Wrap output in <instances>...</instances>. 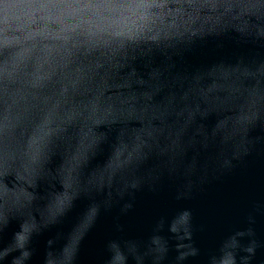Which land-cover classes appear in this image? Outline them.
I'll return each mask as SVG.
<instances>
[{
	"label": "clouds",
	"instance_id": "1",
	"mask_svg": "<svg viewBox=\"0 0 264 264\" xmlns=\"http://www.w3.org/2000/svg\"><path fill=\"white\" fill-rule=\"evenodd\" d=\"M230 34L237 43L264 47V0H0V234L20 219L10 241L0 242V264H28L33 237L81 192L111 190L124 175L125 194L143 183L136 173L154 154L174 165L188 149L207 147L206 133L185 138L175 126L177 116L181 126L203 127L213 108L235 106L232 121L215 125L217 133L231 128L234 150L219 154L215 165L231 169L248 155L260 141L251 131L264 127V59L174 71L176 57L208 39L222 47ZM170 98L180 101L175 113L167 106ZM149 114L151 119H134ZM116 125L110 158L85 175ZM196 166L193 160L189 169ZM49 181L62 190L42 224L31 209ZM254 209L264 212V204ZM97 212V206L90 210L93 217ZM254 222L226 237L208 264H252L264 247ZM191 223L184 210L168 226L180 241L177 264L199 255ZM77 244L64 250L58 264H73ZM107 252V264H165L170 248L158 229L146 245L112 241ZM54 262L50 254L44 264Z\"/></svg>",
	"mask_w": 264,
	"mask_h": 264
},
{
	"label": "water",
	"instance_id": "2",
	"mask_svg": "<svg viewBox=\"0 0 264 264\" xmlns=\"http://www.w3.org/2000/svg\"><path fill=\"white\" fill-rule=\"evenodd\" d=\"M220 43L222 47L217 46L215 39H208L197 44L175 58L174 71L191 74L220 62L235 63L241 57L264 59V47L237 43L232 34ZM160 62L161 58L157 57L156 63ZM137 68L144 71L140 64ZM179 104V100L170 98L167 105L170 113H175ZM213 113L203 121V127L181 126L178 116L174 122L188 140L198 133H206L210 137L207 147L200 145L188 149L174 165L167 164V157L154 154L140 165L136 173L143 178V183L125 194L120 191L126 180L124 175L117 177L111 190L81 192L55 223L42 227L39 234L33 237V255L28 264H44L50 254L56 258L54 264H58L64 250L77 242L73 264H107L110 242L136 241L146 245L158 229L169 242L170 252L165 264H177L176 245L180 241L168 231V226L184 210L191 212V243L199 249V255L190 257L183 264H208L210 255L216 252L220 243L229 235L246 230L252 219L255 221L251 226L255 229L256 238L264 243V212L254 209L255 205L264 204V127L257 126L251 131L250 135L259 137L260 141L248 155L233 161L231 169H218L216 157L231 153L234 141L230 139V127L217 133L215 125L219 120L232 121L236 108L233 105L217 106L213 108ZM151 118L149 114L134 119ZM118 128V125L113 126L108 132L107 142L90 159L84 169L85 175L108 161ZM193 160L197 166L190 170ZM59 163L57 158L52 166ZM172 167L174 171L169 170ZM152 176H158V179L153 182L150 179ZM61 190L58 181L41 184L39 194L42 199L33 205L31 211L42 224L48 211H55ZM49 203L52 204L51 209L47 207ZM128 203L132 207L125 209ZM93 206L98 207L95 217L90 213ZM19 226L20 219L14 218L0 234V242L7 244ZM252 264H264V247L257 250Z\"/></svg>",
	"mask_w": 264,
	"mask_h": 264
}]
</instances>
